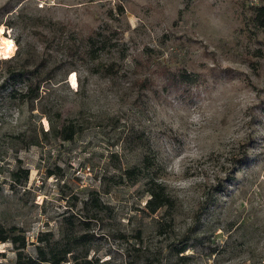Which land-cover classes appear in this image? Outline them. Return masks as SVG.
I'll list each match as a JSON object with an SVG mask.
<instances>
[{
	"label": "rangeland",
	"instance_id": "obj_1",
	"mask_svg": "<svg viewBox=\"0 0 264 264\" xmlns=\"http://www.w3.org/2000/svg\"><path fill=\"white\" fill-rule=\"evenodd\" d=\"M260 4L0 0V264H261Z\"/></svg>",
	"mask_w": 264,
	"mask_h": 264
},
{
	"label": "trees",
	"instance_id": "obj_2",
	"mask_svg": "<svg viewBox=\"0 0 264 264\" xmlns=\"http://www.w3.org/2000/svg\"><path fill=\"white\" fill-rule=\"evenodd\" d=\"M252 9L254 10V19L255 21L261 25L264 26V4L260 5H254L252 6ZM184 79H186L188 76L186 74L182 75ZM73 126H69L66 124H63L60 128L58 126L53 125V130L56 134L60 135L63 139H71L73 138L74 134L76 133V130L72 128ZM151 199L148 201V207L152 209L153 211L160 208L166 201H168L169 196L166 193L165 189H163L160 186L152 187L151 188ZM8 239V234L6 233V229L3 226H0V241H5ZM14 241L20 242V247H25L26 241L25 236H15ZM72 246L69 244H66L60 249L51 250L50 252H47L45 250V247L43 245H38V251H39V257L33 258L31 256H28L23 252V250H19L18 252V258L16 261V264H34L36 261L42 262V261H51L53 264H63L64 262L68 261V255L70 252H72ZM183 248H180L179 251H183Z\"/></svg>",
	"mask_w": 264,
	"mask_h": 264
},
{
	"label": "bare ground",
	"instance_id": "obj_3",
	"mask_svg": "<svg viewBox=\"0 0 264 264\" xmlns=\"http://www.w3.org/2000/svg\"><path fill=\"white\" fill-rule=\"evenodd\" d=\"M5 41H11V40L7 38H3L2 40H0V50L1 51H11L13 49L12 41H11V47H9V45L5 43Z\"/></svg>",
	"mask_w": 264,
	"mask_h": 264
},
{
	"label": "snow or ice",
	"instance_id": "obj_4",
	"mask_svg": "<svg viewBox=\"0 0 264 264\" xmlns=\"http://www.w3.org/2000/svg\"><path fill=\"white\" fill-rule=\"evenodd\" d=\"M2 31H3V29L0 28V32H2ZM5 43H7L9 45V47H11V41H5Z\"/></svg>",
	"mask_w": 264,
	"mask_h": 264
},
{
	"label": "built area",
	"instance_id": "obj_5",
	"mask_svg": "<svg viewBox=\"0 0 264 264\" xmlns=\"http://www.w3.org/2000/svg\"><path fill=\"white\" fill-rule=\"evenodd\" d=\"M260 263L264 264V259ZM237 264H247V263H237Z\"/></svg>",
	"mask_w": 264,
	"mask_h": 264
}]
</instances>
